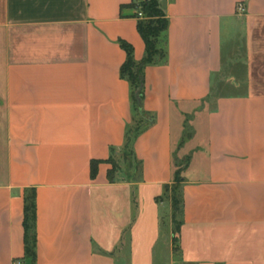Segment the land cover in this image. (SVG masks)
Returning <instances> with one entry per match:
<instances>
[{
  "label": "crops",
  "instance_id": "1",
  "mask_svg": "<svg viewBox=\"0 0 264 264\" xmlns=\"http://www.w3.org/2000/svg\"><path fill=\"white\" fill-rule=\"evenodd\" d=\"M131 1L0 0V264H264V0H160L167 56L144 68L138 174L102 161L92 177L137 114L120 74V40L145 55Z\"/></svg>",
  "mask_w": 264,
  "mask_h": 264
},
{
  "label": "trees",
  "instance_id": "2",
  "mask_svg": "<svg viewBox=\"0 0 264 264\" xmlns=\"http://www.w3.org/2000/svg\"><path fill=\"white\" fill-rule=\"evenodd\" d=\"M128 6L132 8V16L137 18V29L145 42V55L141 61H137L134 57L133 46L125 41L120 40L121 46L126 51V60L122 64L120 74L123 78L128 80L131 87L132 98L136 107L137 114L133 118V122L126 133L125 146H129L130 155L133 158L132 139L141 132L147 125L150 124L148 118L143 110H141V103L137 101V94H139L140 101L144 95V68L149 64L163 63L166 61L165 41L167 30L169 27V19L161 5L160 0H132ZM123 7V6H122ZM141 11L143 16L139 17L138 12ZM117 157L115 154L110 156L107 160H92L91 161V175L96 177L98 173L99 164L102 161H107L112 164L108 174L112 177L119 169ZM134 160V158H133ZM181 164L176 168L175 178L171 185L166 186L170 190L173 203V244L174 250L179 248L178 237L183 223V198H182V177ZM24 243H25V257L34 263L36 259V190L30 188L26 190L24 197Z\"/></svg>",
  "mask_w": 264,
  "mask_h": 264
},
{
  "label": "rangeland",
  "instance_id": "3",
  "mask_svg": "<svg viewBox=\"0 0 264 264\" xmlns=\"http://www.w3.org/2000/svg\"><path fill=\"white\" fill-rule=\"evenodd\" d=\"M129 153L130 150H129V146L127 145L120 151L116 161L118 162L117 164L120 170L122 169L127 170L131 176L135 177L138 174L139 164L138 161L133 160L132 156ZM177 159H178L177 163H180V160H182L183 157L179 156L177 157Z\"/></svg>",
  "mask_w": 264,
  "mask_h": 264
},
{
  "label": "built area",
  "instance_id": "4",
  "mask_svg": "<svg viewBox=\"0 0 264 264\" xmlns=\"http://www.w3.org/2000/svg\"><path fill=\"white\" fill-rule=\"evenodd\" d=\"M237 11H238V13H244L245 11H246V8H245V6L243 5V3H239L238 4V6H237ZM138 16L139 17H142L143 16V14H142V12L141 11H139L138 12ZM17 263H20L19 261L17 262Z\"/></svg>",
  "mask_w": 264,
  "mask_h": 264
},
{
  "label": "water",
  "instance_id": "5",
  "mask_svg": "<svg viewBox=\"0 0 264 264\" xmlns=\"http://www.w3.org/2000/svg\"><path fill=\"white\" fill-rule=\"evenodd\" d=\"M137 101L139 104L141 103L140 98H139V94H137Z\"/></svg>",
  "mask_w": 264,
  "mask_h": 264
}]
</instances>
